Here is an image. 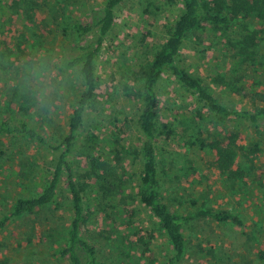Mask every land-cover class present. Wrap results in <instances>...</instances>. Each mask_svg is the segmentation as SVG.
<instances>
[{
    "label": "rangeland",
    "instance_id": "rangeland-1",
    "mask_svg": "<svg viewBox=\"0 0 264 264\" xmlns=\"http://www.w3.org/2000/svg\"><path fill=\"white\" fill-rule=\"evenodd\" d=\"M105 2L0 1V123L6 116L22 118L59 144L83 89L81 79L59 63L77 40L74 25L96 20ZM181 10L178 0H125L96 61L100 94L85 115L70 161L85 186L90 219L83 236L103 264H164L172 252L158 219L136 195L143 169L138 91L142 69ZM247 30L259 37L245 52ZM252 50L261 65L241 57ZM177 61L230 108L264 106V22L241 19L227 29L191 32ZM157 91L158 124L174 129L158 141L164 202L184 215L215 206L245 222L238 227L202 217L190 220L184 226L187 254L181 264H264V127L214 115L168 72ZM90 132L96 139L87 150L84 140ZM232 133L244 151L258 142L261 152L245 156L238 148L229 166L222 167L210 144ZM87 154L98 166L83 163ZM55 156L37 140L0 129V217L17 197L42 191ZM71 216L63 181L55 202L0 227V264H69L58 259L56 249L66 240Z\"/></svg>",
    "mask_w": 264,
    "mask_h": 264
},
{
    "label": "trees",
    "instance_id": "trees-1",
    "mask_svg": "<svg viewBox=\"0 0 264 264\" xmlns=\"http://www.w3.org/2000/svg\"><path fill=\"white\" fill-rule=\"evenodd\" d=\"M124 1L106 0L96 20L78 21L74 25L77 40L66 50V55L60 61L59 66L61 70L77 75L82 81L83 89L70 114L68 132L59 144L53 145L41 131L22 118L6 116L0 123V129L3 132L37 140L56 152L53 171H49L44 179L42 191L37 195L17 197L12 207L0 217V227L3 228L24 215L34 214L37 210L55 202L64 181L70 194L72 216L66 240L56 249V256L62 261H68L69 264H103L95 246L83 236V229L87 225L90 215L84 196L85 186L77 179L70 156L75 152L76 138L83 125L85 115L92 109L99 97L100 84L96 74V61L102 52L105 39L110 35L115 25L116 10ZM174 1L176 0H170V2ZM178 2L182 7L181 13L172 24L167 25L164 42L155 52L149 65L142 69L143 83L138 91L142 93L143 98L138 117L143 169L139 176L136 195L139 201L158 219L159 226L166 235L172 252L164 264L182 263L187 254L184 226L196 217L219 223L231 222L238 227H245V222L240 216L229 210L209 206L197 210L194 215H184L175 212L164 202L159 178L158 141L163 133L169 135L174 131V129L171 130L168 123L158 124L160 97L157 86L164 74L168 72L185 89L192 91L198 102L214 115L226 118L234 116L246 124L264 127V106L230 108L214 95L200 78L193 76L177 61L184 40L191 32L203 31L208 28L212 30L227 29L241 19L253 18L264 22V0H178ZM247 32L244 36V41L248 46L244 48L245 52L250 47L254 48L253 46L257 45L259 37L256 30H247ZM90 36L92 38L87 40ZM245 52L246 57L241 53L244 61L262 64L256 50H252L249 56ZM201 114V110L198 108L197 117L199 119L203 118ZM95 139L96 135L90 132L84 140V148L88 150L93 147ZM210 145L222 167L229 166L238 148L245 156H255L261 152L258 142H254L248 152L244 151V148H241L237 143L234 133L228 135L224 140H217ZM82 159L85 161L83 163L91 162L93 168L98 166L97 161L88 154ZM78 162L82 163L81 160ZM202 264L216 263L210 261Z\"/></svg>",
    "mask_w": 264,
    "mask_h": 264
}]
</instances>
